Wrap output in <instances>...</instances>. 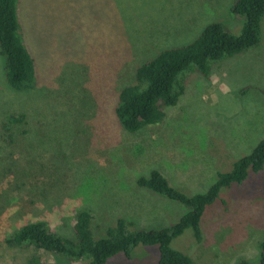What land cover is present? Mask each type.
<instances>
[{"label": "rangeland", "instance_id": "1", "mask_svg": "<svg viewBox=\"0 0 264 264\" xmlns=\"http://www.w3.org/2000/svg\"><path fill=\"white\" fill-rule=\"evenodd\" d=\"M234 0H19L36 82L14 89L0 52V264H85L90 258L6 243L21 225L46 221L75 237L79 212L95 238L117 219L131 229L168 227L188 207L138 185L154 169L187 194L204 193L264 139V17L257 47L181 72L161 122L129 132L115 107L121 89L161 51L194 41L210 23L240 34ZM171 241L192 264H256L264 238V167L221 189L200 220ZM138 244L105 264H158Z\"/></svg>", "mask_w": 264, "mask_h": 264}, {"label": "trees", "instance_id": "2", "mask_svg": "<svg viewBox=\"0 0 264 264\" xmlns=\"http://www.w3.org/2000/svg\"><path fill=\"white\" fill-rule=\"evenodd\" d=\"M230 11L246 19L240 34H233L221 23L213 22L191 43L165 49L138 67L135 82L121 89L115 107L117 119L125 130L136 132L162 121L164 106L176 104L183 91L182 84L178 88L175 86L181 72L195 66L203 74H208L211 60L232 56L260 44L264 0H234ZM21 31L19 0H0V52L6 58L7 77L14 89L28 90L35 85L36 66ZM263 167L264 139L250 154L239 159L231 171L219 173L217 180L204 193L187 194L171 185L156 169L148 176H140L137 180L139 186L189 208L178 222L168 227L132 230L130 221L119 218L109 227L105 237L95 238L91 229L93 214L84 210L77 215L75 237L57 234L46 221L37 220L21 225L6 238V243L31 245L72 258H90L85 264H105L119 253L130 257L131 248L138 244L157 245L160 251L158 264H192L187 255L171 247L172 239L192 228L200 240L202 215L206 207L219 197L221 189L242 182L250 170L257 172ZM259 248L260 257L256 264H264V238L259 242ZM38 264L47 263L38 260Z\"/></svg>", "mask_w": 264, "mask_h": 264}]
</instances>
